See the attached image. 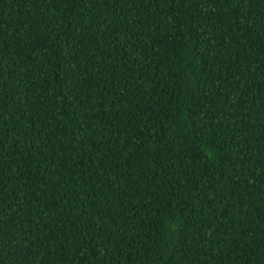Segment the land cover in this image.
<instances>
[{
  "label": "trees",
  "instance_id": "trees-1",
  "mask_svg": "<svg viewBox=\"0 0 264 264\" xmlns=\"http://www.w3.org/2000/svg\"><path fill=\"white\" fill-rule=\"evenodd\" d=\"M0 264H264V0H0Z\"/></svg>",
  "mask_w": 264,
  "mask_h": 264
}]
</instances>
